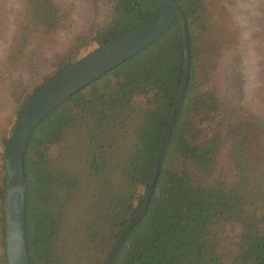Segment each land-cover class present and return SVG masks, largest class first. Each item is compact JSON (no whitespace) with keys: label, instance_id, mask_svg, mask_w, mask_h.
I'll return each mask as SVG.
<instances>
[{"label":"trees","instance_id":"obj_1","mask_svg":"<svg viewBox=\"0 0 264 264\" xmlns=\"http://www.w3.org/2000/svg\"><path fill=\"white\" fill-rule=\"evenodd\" d=\"M104 1L108 14L97 17L90 35L75 39L50 76L41 71L43 54L55 32L71 24L69 16L56 0L17 1L0 78L21 69L35 86L0 141V264H7L3 154L16 120L43 87L82 59L73 56L78 50L89 43L99 48L141 26L157 2ZM174 2L188 31L186 89L148 207L112 264H264V158L252 162L258 127L242 114L231 116L230 100L211 84L217 60L198 46L211 31L205 1ZM183 62L174 21L156 41L77 91L36 126L23 166L30 264H105L143 203ZM57 144L61 154L54 159ZM215 160L219 168L205 179L204 169Z\"/></svg>","mask_w":264,"mask_h":264},{"label":"rangeland","instance_id":"obj_2","mask_svg":"<svg viewBox=\"0 0 264 264\" xmlns=\"http://www.w3.org/2000/svg\"><path fill=\"white\" fill-rule=\"evenodd\" d=\"M17 1L0 0V67L12 31ZM56 1L63 5L71 24L55 32L43 54L45 62L41 71L49 76L54 72V62L68 57L74 48L75 39L90 35L94 21L97 17L106 16L109 9L104 0ZM204 1L211 18V31L198 40V46L207 58L217 60L213 74L215 80L212 75L208 78L212 77L211 84L215 82L219 93L230 100L233 109L231 116L242 114L258 127V130L253 131L256 146L252 159V162H257L259 157L264 158V0ZM100 31L101 28L95 30L94 36ZM95 49L97 46L89 43L73 56L75 59L83 58ZM210 80L204 85L209 84ZM34 86L27 73L21 69L10 70L7 76L0 78V141L9 132L16 108L32 93ZM78 113L79 110H75L72 117L76 118ZM60 154L61 148L57 144L54 159H59ZM219 162L215 160L214 165L204 169L205 179L216 173ZM138 191L142 192V188Z\"/></svg>","mask_w":264,"mask_h":264},{"label":"water","instance_id":"obj_3","mask_svg":"<svg viewBox=\"0 0 264 264\" xmlns=\"http://www.w3.org/2000/svg\"><path fill=\"white\" fill-rule=\"evenodd\" d=\"M174 21H177L180 27L184 59L180 86L158 146L143 203L121 231L105 261V264H112L126 236L140 221L148 207L164 149L186 89L189 72L188 31L185 18L174 0H157L153 15L141 26L95 49L54 78L31 99L16 120L3 154L6 173L4 224L7 264H30L26 242V182L23 166L27 143L36 126L54 108L77 91L156 41Z\"/></svg>","mask_w":264,"mask_h":264}]
</instances>
